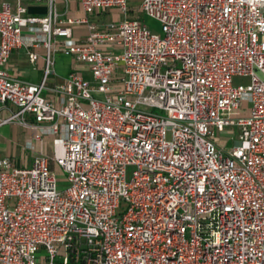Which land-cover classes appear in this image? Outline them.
I'll list each match as a JSON object with an SVG mask.
<instances>
[{
	"label": "built area",
	"instance_id": "built-area-1",
	"mask_svg": "<svg viewBox=\"0 0 264 264\" xmlns=\"http://www.w3.org/2000/svg\"><path fill=\"white\" fill-rule=\"evenodd\" d=\"M12 1L0 4V128L29 132L31 157L0 158V264H264V0H72L82 19L58 0L43 17ZM111 10L119 22L97 20ZM25 30L43 35L38 84L6 71ZM57 53L89 77L72 67L49 100ZM224 128L231 148L214 136Z\"/></svg>",
	"mask_w": 264,
	"mask_h": 264
},
{
	"label": "crops",
	"instance_id": "crops-1",
	"mask_svg": "<svg viewBox=\"0 0 264 264\" xmlns=\"http://www.w3.org/2000/svg\"><path fill=\"white\" fill-rule=\"evenodd\" d=\"M5 1H9L11 4L13 3L12 0ZM23 1L28 15L43 17L47 14L46 0L41 3H35L32 0ZM55 8L59 13L65 12L67 18L82 19L85 17L79 6L72 0H58L55 3ZM86 35V26L78 25L73 27V37L75 39L83 40ZM36 37H39L41 40L43 35L39 33L28 32L26 30L23 32V39L25 41L26 48L13 52L6 66V71L11 77L32 84H38L42 81L44 77V60L46 50L40 43L35 45ZM30 53L37 55V58L33 63H31L28 58ZM72 67H75L77 72L84 78L89 77L88 71L83 64H73L72 58L63 55L62 53L54 54L52 72L46 77L45 88L42 90V96L52 100L53 94L51 89H53L55 86L61 85L66 80ZM11 125H13L17 131L20 130L21 133L26 134V142L30 141L31 134L29 132H26L17 124Z\"/></svg>",
	"mask_w": 264,
	"mask_h": 264
},
{
	"label": "rangeland",
	"instance_id": "rangeland-1",
	"mask_svg": "<svg viewBox=\"0 0 264 264\" xmlns=\"http://www.w3.org/2000/svg\"><path fill=\"white\" fill-rule=\"evenodd\" d=\"M5 0H0V4ZM132 4L134 2H131ZM121 14L117 10H111L107 14H103L97 20L99 22H110V23H117L121 19ZM141 19H143L144 24L150 29V31L154 34L160 35L161 34V26L160 23L154 19L149 17H145L139 15ZM129 18L135 17V15L129 14ZM258 75V74H257ZM259 76V75H258ZM250 83L249 79L245 78H235L234 84H244L248 85ZM155 113L159 114L158 111ZM233 131V128H224L222 130H217L214 132V136L218 141V146L221 148H231L234 142L237 141V132L233 136L230 134ZM166 139L169 140V134L166 135ZM26 134L21 133L20 130L17 131L15 127L11 124L5 125L0 128V158H9L12 165L22 166L26 165L27 162L30 160V153L28 150H25L24 147L26 145ZM47 156L51 159L52 153L50 149V145L48 146ZM50 167L52 171L56 174V178L58 180L59 188H64L65 178L64 175L61 173L58 167L52 161H50ZM10 206H13L12 201L10 202Z\"/></svg>",
	"mask_w": 264,
	"mask_h": 264
}]
</instances>
